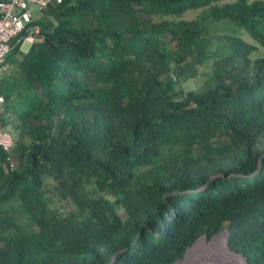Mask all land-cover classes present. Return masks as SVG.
Masks as SVG:
<instances>
[{"label":"trees","instance_id":"trees-1","mask_svg":"<svg viewBox=\"0 0 264 264\" xmlns=\"http://www.w3.org/2000/svg\"><path fill=\"white\" fill-rule=\"evenodd\" d=\"M221 24L264 48V0H62L30 24L40 41H13L0 264H207L182 259L224 232L264 264V56L230 36L183 88Z\"/></svg>","mask_w":264,"mask_h":264},{"label":"rangeland","instance_id":"rangeland-1","mask_svg":"<svg viewBox=\"0 0 264 264\" xmlns=\"http://www.w3.org/2000/svg\"><path fill=\"white\" fill-rule=\"evenodd\" d=\"M34 20L40 18L43 16V12L37 10L34 6ZM201 18V10L196 11H190L186 13L185 15L180 18V20L185 21H192V20H200ZM232 27L228 25L221 24L220 26H217L213 29V32L208 35V39L210 40V45L208 48V54H209V60L202 63L197 70V74L195 77H192L185 82H183V88L185 90H197L199 88L204 87L211 78L212 75V69L215 64V62L221 60V57L226 55L227 49L225 48L228 43V38L230 36H237L240 39L246 41L248 44H250L253 47V50L250 52V58L252 60L261 58L264 56V48L256 43L247 32H245L242 29H236V32L232 33ZM235 30V29H234ZM30 48V45L28 43L24 46V51H28ZM63 205H58L59 208H63ZM18 214V211L17 213ZM20 214V213H19ZM18 221L22 226H29V223L24 220L21 216L18 217ZM227 234L226 232H224ZM222 234L223 236L218 237L214 236L211 239H206L204 237H201L198 239L195 243L191 246V249L188 251L187 255L182 260H187L191 256V250L197 248L195 258L198 259L197 263H207V264H240L238 261V257L246 264V261L244 258L240 255H237L235 253L230 252L227 249V238L226 235ZM205 241V243L203 242ZM215 243V244H214ZM222 243H225L226 250L222 247ZM234 256H232V255ZM190 255V256H189ZM187 256V259H186ZM191 259V258H189ZM180 261V260H179ZM194 260L191 259V262L193 263ZM178 263V262H176ZM175 263V264H176Z\"/></svg>","mask_w":264,"mask_h":264},{"label":"built area","instance_id":"built-area-1","mask_svg":"<svg viewBox=\"0 0 264 264\" xmlns=\"http://www.w3.org/2000/svg\"><path fill=\"white\" fill-rule=\"evenodd\" d=\"M62 0H0V116L4 111L5 98L2 94L3 78L9 73L7 56L17 39L20 42V50H24L26 43L32 45L41 40L39 26H30L34 21V6L44 12L51 4H61ZM28 32L21 41L23 32ZM14 145L12 134L3 128L0 123V148L5 152H11ZM13 163H11V166Z\"/></svg>","mask_w":264,"mask_h":264},{"label":"water","instance_id":"water-1","mask_svg":"<svg viewBox=\"0 0 264 264\" xmlns=\"http://www.w3.org/2000/svg\"><path fill=\"white\" fill-rule=\"evenodd\" d=\"M222 234H225V233H222ZM221 235V234H220ZM226 235V238H228V235L227 234H225ZM219 236V235H218ZM190 248H188V250H189ZM227 249L230 251V252H232V253H235V252H233V251H231L229 248H228V246H227ZM188 250L186 251V255H187V252H188ZM235 254H237V253H235ZM237 255H239V254H237ZM241 256V255H240Z\"/></svg>","mask_w":264,"mask_h":264}]
</instances>
